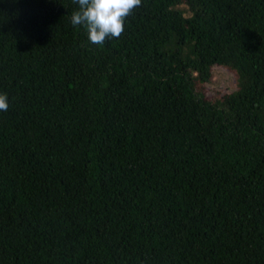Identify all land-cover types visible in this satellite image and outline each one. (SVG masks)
I'll return each mask as SVG.
<instances>
[{"label": "trees", "instance_id": "1", "mask_svg": "<svg viewBox=\"0 0 264 264\" xmlns=\"http://www.w3.org/2000/svg\"><path fill=\"white\" fill-rule=\"evenodd\" d=\"M78 8L0 0V264H264V0Z\"/></svg>", "mask_w": 264, "mask_h": 264}, {"label": "clouds", "instance_id": "2", "mask_svg": "<svg viewBox=\"0 0 264 264\" xmlns=\"http://www.w3.org/2000/svg\"><path fill=\"white\" fill-rule=\"evenodd\" d=\"M78 10L71 14L73 26H82L87 40L101 45L107 38H119L124 32L125 18L141 4V0H73ZM6 94H0V111L8 110Z\"/></svg>", "mask_w": 264, "mask_h": 264}, {"label": "rangeland", "instance_id": "3", "mask_svg": "<svg viewBox=\"0 0 264 264\" xmlns=\"http://www.w3.org/2000/svg\"><path fill=\"white\" fill-rule=\"evenodd\" d=\"M233 85L234 80L231 73L220 66H215L211 82L202 85V90L206 98L213 99L230 91Z\"/></svg>", "mask_w": 264, "mask_h": 264}]
</instances>
